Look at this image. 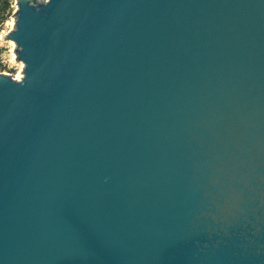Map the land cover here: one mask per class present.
Wrapping results in <instances>:
<instances>
[{"label":"water","instance_id":"1","mask_svg":"<svg viewBox=\"0 0 264 264\" xmlns=\"http://www.w3.org/2000/svg\"><path fill=\"white\" fill-rule=\"evenodd\" d=\"M15 2L0 264H264V0Z\"/></svg>","mask_w":264,"mask_h":264},{"label":"rangeland","instance_id":"2","mask_svg":"<svg viewBox=\"0 0 264 264\" xmlns=\"http://www.w3.org/2000/svg\"><path fill=\"white\" fill-rule=\"evenodd\" d=\"M11 8V14L4 25L0 28V72L10 74L19 79L20 74L23 72V67H21L22 62L17 61L15 52L16 44L12 40L5 41L6 34L14 26V12L16 9L15 0L11 1Z\"/></svg>","mask_w":264,"mask_h":264},{"label":"trees","instance_id":"3","mask_svg":"<svg viewBox=\"0 0 264 264\" xmlns=\"http://www.w3.org/2000/svg\"><path fill=\"white\" fill-rule=\"evenodd\" d=\"M11 1L12 0H0V28L4 25L11 14Z\"/></svg>","mask_w":264,"mask_h":264},{"label":"bare ground","instance_id":"4","mask_svg":"<svg viewBox=\"0 0 264 264\" xmlns=\"http://www.w3.org/2000/svg\"><path fill=\"white\" fill-rule=\"evenodd\" d=\"M13 43V42H12ZM21 67H23V63H21ZM23 73V72H22ZM22 73L20 74V78L22 77Z\"/></svg>","mask_w":264,"mask_h":264}]
</instances>
